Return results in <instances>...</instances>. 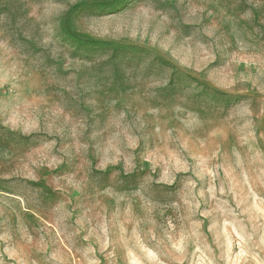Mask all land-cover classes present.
Here are the masks:
<instances>
[{"label": "rangeland", "instance_id": "1", "mask_svg": "<svg viewBox=\"0 0 264 264\" xmlns=\"http://www.w3.org/2000/svg\"><path fill=\"white\" fill-rule=\"evenodd\" d=\"M0 264H264V0H0Z\"/></svg>", "mask_w": 264, "mask_h": 264}]
</instances>
